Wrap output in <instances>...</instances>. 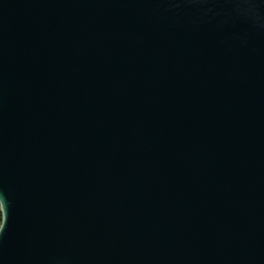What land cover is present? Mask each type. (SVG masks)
<instances>
[{"label":"water","instance_id":"95a60500","mask_svg":"<svg viewBox=\"0 0 264 264\" xmlns=\"http://www.w3.org/2000/svg\"><path fill=\"white\" fill-rule=\"evenodd\" d=\"M0 264H264V0H0Z\"/></svg>","mask_w":264,"mask_h":264},{"label":"trees","instance_id":"16d2710c","mask_svg":"<svg viewBox=\"0 0 264 264\" xmlns=\"http://www.w3.org/2000/svg\"><path fill=\"white\" fill-rule=\"evenodd\" d=\"M0 224H1V215H0Z\"/></svg>","mask_w":264,"mask_h":264},{"label":"bare ground","instance_id":"6f19581e","mask_svg":"<svg viewBox=\"0 0 264 264\" xmlns=\"http://www.w3.org/2000/svg\"><path fill=\"white\" fill-rule=\"evenodd\" d=\"M1 215V214H0ZM1 225V224H0Z\"/></svg>","mask_w":264,"mask_h":264},{"label":"snow or ice","instance_id":"6c2138e0","mask_svg":"<svg viewBox=\"0 0 264 264\" xmlns=\"http://www.w3.org/2000/svg\"><path fill=\"white\" fill-rule=\"evenodd\" d=\"M0 226H2V225H0Z\"/></svg>","mask_w":264,"mask_h":264}]
</instances>
